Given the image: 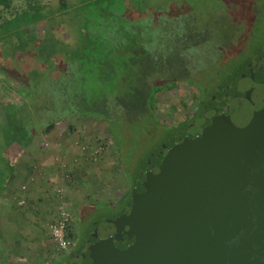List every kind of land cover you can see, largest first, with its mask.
<instances>
[{"label":"trees","instance_id":"trees-1","mask_svg":"<svg viewBox=\"0 0 264 264\" xmlns=\"http://www.w3.org/2000/svg\"><path fill=\"white\" fill-rule=\"evenodd\" d=\"M194 2L0 0V161L9 166L0 171V196L21 149L66 121L96 117L95 129L102 121L123 168L126 157L112 130L119 127L135 143L127 148L132 167L137 151L161 134L154 109L160 95L196 83L180 76L175 58L214 42L219 58L208 71L216 77L243 56L258 16L264 22V0H219L206 11ZM97 137L93 144L106 152L109 143ZM0 259L12 263L1 252Z\"/></svg>","mask_w":264,"mask_h":264},{"label":"water","instance_id":"water-1","mask_svg":"<svg viewBox=\"0 0 264 264\" xmlns=\"http://www.w3.org/2000/svg\"><path fill=\"white\" fill-rule=\"evenodd\" d=\"M66 264H264V60L228 75Z\"/></svg>","mask_w":264,"mask_h":264},{"label":"crops","instance_id":"crops-1","mask_svg":"<svg viewBox=\"0 0 264 264\" xmlns=\"http://www.w3.org/2000/svg\"><path fill=\"white\" fill-rule=\"evenodd\" d=\"M97 136L99 134L88 117L66 121L16 155L11 178L2 195L6 203L12 201L19 204L22 198L27 200V206H21L17 211L8 206L11 209L8 212L17 224L13 230L17 238L23 241L22 245L19 243V253L29 257L26 263L57 264L64 262L68 256H51L54 250L49 238V226L57 216L58 207L54 201L57 190H64L62 203L72 213L75 212V216L79 215V210L97 202H103V207H113L129 196L130 184L127 179L117 185L114 182L116 159L103 156L98 164H90L83 158L79 163L74 162L80 155L78 146L92 145ZM62 161L69 162V177ZM24 186H27L26 191H23ZM114 187L119 188L115 190ZM30 241H35L36 253H30Z\"/></svg>","mask_w":264,"mask_h":264},{"label":"rangeland","instance_id":"rangeland-1","mask_svg":"<svg viewBox=\"0 0 264 264\" xmlns=\"http://www.w3.org/2000/svg\"><path fill=\"white\" fill-rule=\"evenodd\" d=\"M51 1L53 2L51 3L52 5H56L58 3V0H51ZM185 1L189 3L196 1L194 3H197L198 5L197 7L206 11L208 9V5L211 6L212 3L218 4L219 0H210V3H206L205 0H185ZM230 28H232L231 29L232 33L236 31L235 26L233 27L230 26ZM64 32L65 34L63 36L68 38L67 32L69 31L66 30ZM228 35L229 37H231L229 33ZM262 39L264 41V37H263L259 39L258 41H256L255 43L260 42ZM218 53H219L218 48L216 47L214 42H206L204 44H201L199 46H196L189 50L184 51L179 57L175 58L174 61L176 64L180 61L182 62L181 69L179 70L180 76L184 79L189 78L191 81L195 80L196 83L181 82L173 86L171 89L164 90V92L160 95L159 100L156 102L154 109H155L156 116L159 119L158 120L159 126H156V128L160 129L159 132L161 134L154 136L155 138L153 137L152 138L153 140L149 142V144L144 146L141 150L137 151V154L134 159V164L132 167L129 166L128 164L129 162L128 154L129 153L127 152V148L129 146L130 151H131L132 147L135 144L134 141L131 140L129 135L123 133V131L119 127H115V129L112 128L113 132L116 134L115 136L118 139V145L123 147V152L126 157L123 160H124V163L128 166L122 168L121 166H119V163H118L119 159L117 160V156L115 155V150L113 148V142L109 136V132L105 124L102 121H100L99 125H97L95 129V132L100 135L102 134L106 142L109 143L106 149L107 152H104L103 156L107 157L106 159H110V158L116 159V167L113 170L114 177H115L114 182H117L116 185L120 184L123 180L127 179L130 186L132 187L133 181L135 180L136 176L139 174V171L141 170L143 165L150 158V155L157 148H159L163 143H165L171 136L176 134L178 129L181 126L185 125L186 122L191 121L189 119H183V118L189 117L195 110V107L199 106V103L202 102L203 100L205 101L209 97L213 89L217 86V84L219 85V83H221L225 79V77L231 71H233L235 66H237L244 58L242 56L241 58L235 59L232 63H230L224 68L225 70L223 73L215 77L214 76L215 73H213V71L211 72L208 70L209 68H213L212 66L216 64V61L219 58V56L217 55ZM177 70H178V67H176V71ZM208 74H211V78L209 76V78L207 79ZM214 77H215V80H213ZM207 81H210L209 82L210 88L208 90L205 87V84H206L205 82ZM2 85H4V81L3 82L0 81V90L2 89ZM196 87L199 91H197V93L195 94L197 90ZM16 88H20V86L17 85ZM195 104L197 105L195 106ZM88 118L91 119V121H93L91 117H88ZM93 118L96 119L94 120L95 122L98 119L96 117H93ZM134 128H136V126H134ZM78 147L80 148V146ZM78 147H75V148L78 149ZM79 153L80 155H77V156L81 158V148H80ZM133 157H132V160H133ZM0 160H1V154H0ZM3 164L4 163L0 161V171L6 170L5 172H7V170H9V166L7 165L5 166ZM0 185L3 186L4 185L3 182H0ZM110 188H113V187H110ZM117 188L119 187H114L115 190ZM4 199L5 197L1 195L0 196V252L4 254L7 261L12 262L11 264H28L26 263V261L29 260V257L23 256L21 253H19L20 252L19 250H21L19 248L20 247L19 243H21L22 245L23 241L17 238L18 235H16V232L13 230L14 228H17V224L14 221L15 218L12 215H10L8 212L12 209L11 207H13V211L20 210L22 205H19L16 202L14 203L12 201L6 203L7 201ZM55 200H56L55 205L57 207V205L60 203V198L57 193H56V197H54V201ZM125 200L121 201V204L115 205L113 207H103V202L102 203L97 202L95 205L88 206V207L83 208L82 210H79V215L76 214L77 216H75V212L72 213L73 220L70 226V231L74 239V243L77 240V238H79L80 241H78L79 242L78 244L80 245V243L82 242L81 239H83L89 231L93 230L99 223H101V221L117 213L123 206V202ZM12 204L13 206H11ZM17 205L19 206L17 207ZM8 206L11 208L10 210ZM22 207H25V206H22ZM49 235H50L49 238L51 239L53 243L52 249L54 250L53 253L51 254L52 258L53 256L57 257L59 255L65 256V254H62V253L58 254V251L56 249L55 243L51 237L50 232H49ZM34 242L35 241H30V244H29L30 253L37 252V250H35ZM67 255L68 256L64 258V261H68L70 259L69 254ZM0 264H7V263L2 262L0 259ZM57 264H63V263L57 262Z\"/></svg>","mask_w":264,"mask_h":264},{"label":"built area","instance_id":"built-area-1","mask_svg":"<svg viewBox=\"0 0 264 264\" xmlns=\"http://www.w3.org/2000/svg\"><path fill=\"white\" fill-rule=\"evenodd\" d=\"M81 148V158L85 159L86 162L90 164H98L101 161L102 153H104L105 146L100 143H94L92 145H83ZM80 158L76 157L74 159L75 163H79ZM68 161H62V166L68 172V177L70 175V169L68 167ZM27 186L23 187V191H26ZM57 194L60 198V203L58 204L57 216L55 220L50 224L49 231L51 237L55 243L58 253L70 254L72 247L74 245V239L70 235V226L72 224L73 215L72 212L62 203L65 192L63 189L57 190ZM20 205L26 206L27 200L22 198L19 202Z\"/></svg>","mask_w":264,"mask_h":264},{"label":"flooded vegetation","instance_id":"flooded-vegetation-1","mask_svg":"<svg viewBox=\"0 0 264 264\" xmlns=\"http://www.w3.org/2000/svg\"><path fill=\"white\" fill-rule=\"evenodd\" d=\"M255 22H256V19H255ZM248 36L249 38L247 39L248 42H247V46L241 51V53L243 54V59L242 61L237 65L235 66V68L233 69V71H231L228 75L232 74V72H234L235 70L239 69V68H246L248 67V64L253 61V60H256L257 58L259 59H263L264 60V41L263 39L258 42V43H255L256 41H258L259 39L263 38L264 37V22H262V18H260L258 16L257 18V24L255 26H253V29L252 31H248ZM263 36V37H262ZM263 42V43H261ZM241 54V55H242ZM239 57H236L235 59H237ZM241 58V57H240ZM234 58H232L231 62L232 63L234 60ZM228 75L225 77L224 81H222L221 83H219V85L217 84V86L213 89V91L211 92V94L209 95V97L204 101L200 102L199 103V106L195 107V110L193 111V113L189 116L190 118H188L189 120H191L190 122H186V124L182 127H180L177 131L176 134H174L173 136L177 135L178 133H180L182 130H184L190 123H192L203 111L204 107L207 105L208 103V99L214 95V93L222 86L223 82H225L226 78L228 77ZM198 90V89H197ZM198 104V103H197ZM195 104V106L197 105ZM184 119H187V118H184ZM173 136H171L170 138H172ZM169 138V139H170ZM133 187V186H132ZM132 187L130 186V193H129V196L127 197V199L123 202V206L121 207V209L115 213V214H118L119 212H121L123 210V208L126 206L129 198H130V195H131V192H132ZM114 214V215H115ZM79 238H77V240L75 241L73 247H72V250L69 254V256H73L76 254V252H78L79 250ZM81 244V243H80ZM70 260V259H69ZM68 260V261H69ZM68 261H64L62 262L63 264H66Z\"/></svg>","mask_w":264,"mask_h":264},{"label":"bare ground","instance_id":"bare-ground-1","mask_svg":"<svg viewBox=\"0 0 264 264\" xmlns=\"http://www.w3.org/2000/svg\"><path fill=\"white\" fill-rule=\"evenodd\" d=\"M100 141H101V139H100ZM99 142V141H98ZM90 143V142H89ZM97 143V142H96ZM106 143V142H105ZM107 149V148H106ZM107 152V151H106ZM72 212V211H71ZM60 254V253H59Z\"/></svg>","mask_w":264,"mask_h":264}]
</instances>
